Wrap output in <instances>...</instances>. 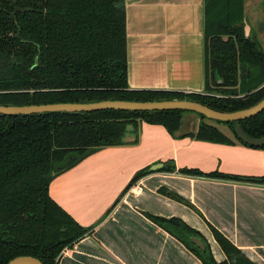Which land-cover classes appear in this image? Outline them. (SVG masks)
Wrapping results in <instances>:
<instances>
[{
	"label": "trees",
	"instance_id": "trees-1",
	"mask_svg": "<svg viewBox=\"0 0 264 264\" xmlns=\"http://www.w3.org/2000/svg\"><path fill=\"white\" fill-rule=\"evenodd\" d=\"M206 76L203 94L132 90L128 80L126 0H0V106H32L102 101L187 100L233 113L264 99V49L245 28V0H205ZM38 58V64L36 60ZM185 111L89 113L55 112L29 116L0 115V264L33 257L58 264L62 254L92 234L50 195L54 179L90 155L129 144L142 123L161 125L172 136ZM202 120L206 118L200 116ZM204 122V121H203ZM221 124V123H219ZM241 124L253 138L264 137V111ZM191 137L220 144L232 141L216 126L201 123ZM175 172V166L165 169ZM180 174L264 184V178L203 173ZM149 169L138 172L119 200ZM178 202H189L170 192ZM149 218L179 240L202 264H254L211 226L226 260H215L210 246L200 250V234L177 218ZM206 243V242H205Z\"/></svg>",
	"mask_w": 264,
	"mask_h": 264
},
{
	"label": "crops",
	"instance_id": "crops-1",
	"mask_svg": "<svg viewBox=\"0 0 264 264\" xmlns=\"http://www.w3.org/2000/svg\"><path fill=\"white\" fill-rule=\"evenodd\" d=\"M205 0H126L128 80L132 90L203 94L206 76ZM195 120V122H194ZM200 115L186 112L172 136L142 123L127 145L98 151L53 180L50 195L92 234L67 249L58 264H202L149 214L177 218L197 231L215 260H226L211 226L254 264H264V184L180 174L264 178V150L237 140H198ZM208 121V119H205ZM222 131V130H221ZM156 171L154 166H160ZM175 166V172L165 169ZM141 178L119 200L135 175ZM140 189L138 193L136 190ZM166 189L190 203L160 192Z\"/></svg>",
	"mask_w": 264,
	"mask_h": 264
},
{
	"label": "water",
	"instance_id": "water-1",
	"mask_svg": "<svg viewBox=\"0 0 264 264\" xmlns=\"http://www.w3.org/2000/svg\"><path fill=\"white\" fill-rule=\"evenodd\" d=\"M38 64V58L36 64ZM102 110H116L123 112H163V111H185L198 114L208 120L217 121L221 124L240 122L257 116L264 111V99L257 105L238 112L223 113L209 108L197 102L187 100L155 101V102H127V101H102L93 103H66L32 106H0V115L3 116H29L37 114L67 112V113H89ZM237 137L253 147L264 146V137L253 138L244 130L241 124L235 128ZM160 166H154L151 170L156 171ZM191 242L202 251H206V245L199 238H192ZM9 264H43L33 257H18Z\"/></svg>",
	"mask_w": 264,
	"mask_h": 264
},
{
	"label": "rangeland",
	"instance_id": "rangeland-1",
	"mask_svg": "<svg viewBox=\"0 0 264 264\" xmlns=\"http://www.w3.org/2000/svg\"><path fill=\"white\" fill-rule=\"evenodd\" d=\"M244 24L247 35L255 36L260 41L264 49V0H245ZM200 122L216 126L220 131L222 130L221 132L226 135L231 141L236 140L232 127L226 126L225 124H219L217 121L212 120L196 121V123Z\"/></svg>",
	"mask_w": 264,
	"mask_h": 264
},
{
	"label": "built area",
	"instance_id": "built-area-1",
	"mask_svg": "<svg viewBox=\"0 0 264 264\" xmlns=\"http://www.w3.org/2000/svg\"><path fill=\"white\" fill-rule=\"evenodd\" d=\"M136 191L139 193L140 192V189H137Z\"/></svg>",
	"mask_w": 264,
	"mask_h": 264
}]
</instances>
